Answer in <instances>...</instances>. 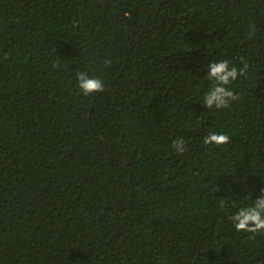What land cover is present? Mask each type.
<instances>
[{
  "label": "trees",
  "instance_id": "1",
  "mask_svg": "<svg viewBox=\"0 0 264 264\" xmlns=\"http://www.w3.org/2000/svg\"><path fill=\"white\" fill-rule=\"evenodd\" d=\"M260 195L264 0H0V264H264Z\"/></svg>",
  "mask_w": 264,
  "mask_h": 264
},
{
  "label": "clouds",
  "instance_id": "2",
  "mask_svg": "<svg viewBox=\"0 0 264 264\" xmlns=\"http://www.w3.org/2000/svg\"><path fill=\"white\" fill-rule=\"evenodd\" d=\"M247 65L238 68L230 65L227 60H214L207 65V77L214 81L213 86L204 96L203 104L208 108H225L231 101L237 99L233 90L228 87L233 81L244 73ZM77 87L84 96H91L103 90L104 82L101 78L90 76L87 71L77 73ZM229 136L226 133L209 132L205 137V144H226ZM173 147L177 153L185 150V141L177 139L173 141ZM249 203L238 206L233 216V226L237 231L264 232V195L258 196L255 201L249 199Z\"/></svg>",
  "mask_w": 264,
  "mask_h": 264
}]
</instances>
